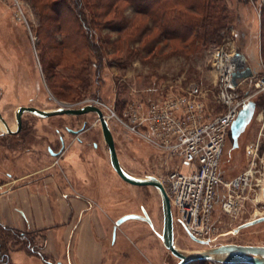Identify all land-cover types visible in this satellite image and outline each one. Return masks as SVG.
Returning <instances> with one entry per match:
<instances>
[{"label": "rangeland", "instance_id": "374dc122", "mask_svg": "<svg viewBox=\"0 0 264 264\" xmlns=\"http://www.w3.org/2000/svg\"><path fill=\"white\" fill-rule=\"evenodd\" d=\"M66 1L67 5L54 6L58 14L48 8L41 11L39 1L34 4L32 0H0V113L15 129L19 106L51 110L95 102L106 116L121 166L134 176L162 177L174 162L125 130L121 120L130 104L151 102L197 84L208 112L222 111L215 97V73L207 57L211 45L239 52L249 67L264 71V0H136L134 4L121 0L117 9L113 4L109 7L111 0H83L87 22L75 19L72 0ZM151 5L164 9L157 19L139 14ZM108 7L111 11L103 17L102 11ZM253 89V82L247 81L242 91ZM251 99L256 102L252 118L238 136L237 146H233L229 133L221 169L225 178L245 170L252 149L259 184L236 217L216 212L218 234L208 245H264V221L231 232L239 224L264 215V92ZM110 110L116 116L108 118ZM84 123L82 143L76 142L75 134L68 128L77 129ZM4 131L0 122V146H16L18 153L36 147L42 156L52 158L56 154L49 149L58 152L59 137L63 136L70 151L74 148L84 161L95 162L97 190L91 193V200L101 215L103 212L111 219V236L117 219L142 213V207L146 209L153 226L135 218L118 225L116 236L124 238L120 243L126 246L129 260L113 255L110 264H176L178 258L158 236L163 216L158 190L152 185L131 184L115 172L96 113L39 116L24 111L19 132ZM93 141L98 143L97 150L92 147ZM172 214L176 246L186 250L202 248L204 245L184 230L173 208ZM24 233L23 238H13L0 227V240L13 249L26 242V237L37 247L34 244L41 241V234ZM27 251L29 258L22 257L19 263L56 264ZM189 264L221 263L204 260Z\"/></svg>", "mask_w": 264, "mask_h": 264}, {"label": "built area", "instance_id": "2783aa9c", "mask_svg": "<svg viewBox=\"0 0 264 264\" xmlns=\"http://www.w3.org/2000/svg\"><path fill=\"white\" fill-rule=\"evenodd\" d=\"M207 57L215 73V97L222 111L210 114L201 89L191 84L181 93L130 104L121 122L127 132L163 152L168 161L173 160V167L159 177L171 209L185 231L210 241L218 234L216 212L236 217L259 184L252 149L247 168L232 177L223 176L221 163L232 120L256 93L264 92V71L250 67V76L234 81L233 73L248 66L242 54L211 45ZM247 81L253 82L252 91H242ZM111 116H116L112 110L107 117Z\"/></svg>", "mask_w": 264, "mask_h": 264}, {"label": "crops", "instance_id": "0c3cea01", "mask_svg": "<svg viewBox=\"0 0 264 264\" xmlns=\"http://www.w3.org/2000/svg\"><path fill=\"white\" fill-rule=\"evenodd\" d=\"M0 147V223L40 233L42 239L34 245L49 261L110 264L113 255L129 260L120 243L124 238L115 234L114 241L108 232L111 219L91 200L97 190L95 162L84 161L74 148L70 151V144L52 158L36 147L23 153L16 146ZM10 250L15 264L29 258L23 244Z\"/></svg>", "mask_w": 264, "mask_h": 264}, {"label": "water", "instance_id": "95a60500", "mask_svg": "<svg viewBox=\"0 0 264 264\" xmlns=\"http://www.w3.org/2000/svg\"><path fill=\"white\" fill-rule=\"evenodd\" d=\"M252 74V70L249 66H246L243 70L235 71L233 73L234 81L236 79L245 78ZM255 110V101L249 100L245 103L238 111L236 117L232 120L230 124V135L233 139V146H237V138L243 131L244 127L248 124ZM24 111H29L39 116H52L59 114H83L87 112H94L100 122V127L104 141L107 145L109 162L111 167L115 172L125 181L134 185H152L154 186L161 198L162 207V228L161 232L158 233L159 238L165 248H167L172 255L178 258L176 264H189L194 261H211L221 264H264V245L260 244H240V243H221L217 245H208L209 241L205 239H200L193 236L191 233L187 232L191 239L199 244L204 245L202 248L197 250H186L176 246L174 242V224H173V214L171 209V204L169 197L160 181L154 175H147L145 177L134 176L121 166L119 158L116 152L114 138L108 122L104 116L103 110L96 103H86L80 107L71 106H59L55 109L45 110L40 109L36 106H19L15 112L16 118V128H10L6 119L0 113V121L5 127L3 133L15 134L19 132L22 124V113ZM52 154H57L58 152H53L49 149ZM262 197L264 199V185L262 187ZM142 213H131L126 214L119 219H117L112 227L113 235L115 236L117 226L128 218H135L146 221L150 226H152L151 219L147 211L142 207ZM264 221V215L252 218L245 221L235 227L231 232L236 233L241 228L259 223Z\"/></svg>", "mask_w": 264, "mask_h": 264}, {"label": "trees", "instance_id": "16d2710c", "mask_svg": "<svg viewBox=\"0 0 264 264\" xmlns=\"http://www.w3.org/2000/svg\"><path fill=\"white\" fill-rule=\"evenodd\" d=\"M33 3H37L38 1L41 2L40 4V9L42 11V8L43 9H50V11H53V12H58L59 14V10L58 8L54 7L55 5L59 4V5H67V1L66 0H32ZM90 1V0H88ZM121 1V0H111L109 2V7L113 4L115 6V9H117V3ZM123 1H126L130 4H134L136 0H123ZM155 4V2L153 3ZM82 5H83V0H72L71 3H70V7L72 9V13L76 16V18H79L81 21H85L87 22L86 20V16H85V12L82 8ZM108 7V9L106 10H103L102 12V15L103 17L106 16L107 14H109V12L111 10H109L110 8ZM167 10L170 9V8H166ZM164 9L161 8V7H158L157 5L156 6H149L148 8H146L145 10L143 11H139V14H144L146 16H148L150 19H157V16H159L160 12L163 11ZM166 10V11H167ZM174 12V11H173ZM59 17V16H58ZM86 24V23H84ZM81 25V23H80ZM88 27V25H86ZM0 227L2 230L4 231H8L12 234V237L14 238L15 236L16 237H21L23 238L24 236V230H19V229H16V228H13V227H10L8 225H4L2 223H0ZM26 242L24 241L22 244L23 246L29 250L31 252V254H34V255H37L39 256L43 261H46L49 263V260L45 257V255L43 253H41L39 251V249L37 247H34L32 244H31V241L29 239H26V237H24ZM0 264H15L12 259H11V256H10V248H8L1 240H0ZM56 264H60L59 262H56Z\"/></svg>", "mask_w": 264, "mask_h": 264}, {"label": "flooded vegetation", "instance_id": "af4514ba", "mask_svg": "<svg viewBox=\"0 0 264 264\" xmlns=\"http://www.w3.org/2000/svg\"><path fill=\"white\" fill-rule=\"evenodd\" d=\"M255 106H256V102H255ZM85 124L86 123H84V125L82 126V127H80V128H77V129H75V128H68V130L70 131V132H72V133H74L75 134V140H76V142L78 141V142H80V143H82L81 142V137H80V134L84 131V129H85ZM101 133H102V131H101ZM102 137H103V135H102ZM104 139V138H103ZM59 140H60V144H61V146H60V148H59V150H58V154H60V153H64V151H65V147H66V145H65V142H64V139H63V136H60L59 137ZM97 142L96 141H93L92 142V147H93V149L94 150H97ZM52 151H54V150H52Z\"/></svg>", "mask_w": 264, "mask_h": 264}, {"label": "bare ground", "instance_id": "6f19581e", "mask_svg": "<svg viewBox=\"0 0 264 264\" xmlns=\"http://www.w3.org/2000/svg\"><path fill=\"white\" fill-rule=\"evenodd\" d=\"M165 94V93H164ZM247 103V102H246ZM1 122V121H0ZM230 133V132H229ZM238 139V138H237ZM104 147V146H103ZM163 155V154H162ZM165 156V155H164ZM263 185H264V175H263V180H262V184H261V187H263ZM155 189V188H154ZM262 190V189H261ZM157 192V191H156ZM145 209V208H144ZM146 210V209H145ZM138 214H141V213H138ZM150 217V216H149ZM151 219V218H150ZM127 220V219H126ZM144 221V220H143ZM124 222V221H123ZM123 222H121V223H123ZM151 222H152V220H151ZM120 223V224H121ZM119 224V225H120ZM150 225V224H149ZM152 226H153V223H152ZM115 234H116V232H115ZM160 241H161V239H160Z\"/></svg>", "mask_w": 264, "mask_h": 264}]
</instances>
